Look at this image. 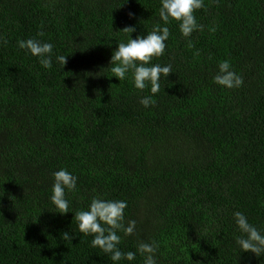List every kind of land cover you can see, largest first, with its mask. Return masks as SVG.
<instances>
[{
	"label": "trees",
	"instance_id": "1",
	"mask_svg": "<svg viewBox=\"0 0 264 264\" xmlns=\"http://www.w3.org/2000/svg\"><path fill=\"white\" fill-rule=\"evenodd\" d=\"M160 6L0 0V264H113L75 219L96 196L127 201L125 223L136 222L119 245L136 259L119 264H143L138 245L152 242L157 264H264L240 250L233 218L264 232V0H205L194 12L203 30L189 37L170 20L152 63L173 73L145 108L150 86L119 81L109 61L125 27L134 39L165 26ZM30 38L54 45L50 69L18 47ZM225 59L240 88L214 83ZM61 168L77 177L66 214L50 201Z\"/></svg>",
	"mask_w": 264,
	"mask_h": 264
},
{
	"label": "clouds",
	"instance_id": "2",
	"mask_svg": "<svg viewBox=\"0 0 264 264\" xmlns=\"http://www.w3.org/2000/svg\"><path fill=\"white\" fill-rule=\"evenodd\" d=\"M205 6V0H161L159 10L160 19L165 26L155 24L152 30L146 35H138L131 38L130 34L135 32L134 26L125 27L122 31L127 34V42L118 43L112 53L109 64L112 76L119 81L126 80L131 73L133 86L139 91H144L150 86V94L140 98V104L148 108L155 105L154 96L161 91V78L166 79L173 73L171 64L161 65L152 63L153 58L164 55L170 31L166 26L170 20L178 23L181 34L185 37L191 36L194 31H202L203 25L198 24L194 15L196 10ZM215 31V28L210 29ZM39 36H43L41 31ZM0 42L6 43L3 37ZM20 49H26L32 56L38 58L39 63L50 69L53 64L54 45L39 39L30 38L18 40ZM64 55L56 56V61L62 66L66 63ZM215 84L225 89H236L243 86V76L239 75L232 67L230 61L225 59L218 64V72L213 77ZM53 185L51 189L50 201L55 212L66 214L71 212L70 201L66 196L67 192L76 190L77 177L65 168L55 171L53 174ZM127 201L104 199L99 196L93 197L87 210H80L75 213L78 223V230L85 236H92L91 245L99 248L103 253L108 254L113 264H119L126 260L132 262L136 259L137 252H122L119 248L121 235H132L136 228L134 220L125 223V209ZM233 218L238 229L242 233L236 239V244L242 252H251L259 257L264 255V232L253 224L249 223L248 217L240 211L233 213ZM62 239L73 238L68 232L61 235ZM158 245L152 243H140L137 251L143 257V264H157L156 251Z\"/></svg>",
	"mask_w": 264,
	"mask_h": 264
}]
</instances>
